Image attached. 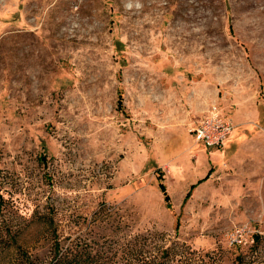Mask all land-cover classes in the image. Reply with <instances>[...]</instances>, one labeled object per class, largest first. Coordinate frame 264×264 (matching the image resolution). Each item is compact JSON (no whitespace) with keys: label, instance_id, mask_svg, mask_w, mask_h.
<instances>
[{"label":"rangeland","instance_id":"374dc122","mask_svg":"<svg viewBox=\"0 0 264 264\" xmlns=\"http://www.w3.org/2000/svg\"><path fill=\"white\" fill-rule=\"evenodd\" d=\"M213 105L237 150L260 132L239 166L190 133ZM0 194L33 257L56 229L66 252L128 264L163 232L264 264V0H0Z\"/></svg>","mask_w":264,"mask_h":264},{"label":"trees","instance_id":"16d2710c","mask_svg":"<svg viewBox=\"0 0 264 264\" xmlns=\"http://www.w3.org/2000/svg\"><path fill=\"white\" fill-rule=\"evenodd\" d=\"M210 174L211 173H208V178ZM158 180L159 186L163 190L166 200L169 202L166 185L162 182L163 176L159 175ZM203 180L204 179L200 180L199 183L203 182ZM194 188H196V184L193 186L192 190ZM187 201L188 200H184V202ZM7 203L5 197L0 194V249H12L16 252L18 258L11 264H83V262H85V264H94V262L97 261L94 255L92 256L91 254L86 257V260H83L81 254L73 248H69L67 252L64 251L62 241L57 235L56 229L54 231L55 241L52 255L46 258L33 257L19 243L17 234L12 229L10 218L9 220L6 219L10 211ZM178 221L180 224L179 216ZM179 228L177 227L175 229L176 233L179 232ZM160 236H162V241H159ZM164 237H166V235L163 232H148L136 236L130 247L131 258L128 264H220L223 260L224 254L218 249L203 252L192 248L187 243H181L177 240H173L168 244L165 242ZM260 239L261 236L255 234L253 246L258 247ZM236 248L239 250L240 247L237 245ZM248 258H250V256L239 251L235 260L237 264H260L252 261V258Z\"/></svg>","mask_w":264,"mask_h":264},{"label":"built area","instance_id":"2783aa9c","mask_svg":"<svg viewBox=\"0 0 264 264\" xmlns=\"http://www.w3.org/2000/svg\"><path fill=\"white\" fill-rule=\"evenodd\" d=\"M235 125L227 116L223 115L217 105H213L207 114L190 129L195 142H203L209 149H221L233 133ZM248 227H239L232 234L233 244L243 243L246 239ZM254 241V236L251 239Z\"/></svg>","mask_w":264,"mask_h":264},{"label":"crops","instance_id":"0c3cea01","mask_svg":"<svg viewBox=\"0 0 264 264\" xmlns=\"http://www.w3.org/2000/svg\"><path fill=\"white\" fill-rule=\"evenodd\" d=\"M259 134H260V132L257 134V136H254L253 138L246 140L239 147V150H237V141L235 140L236 137L234 138V137L230 136L229 139L227 140L226 144L224 145V147H222L221 149H218V150H220L221 151V154H223L225 156H226V153H228V152L231 153L230 154V158L227 161V163L229 164V166H231V167H233V166H239V164H238L237 161H238L240 155L238 153L241 152L240 150L246 149L247 147L249 148L250 152H252L255 149H257L258 147L255 145V140L257 139V137H258ZM250 143L253 144V146H251ZM247 144H248V146H247ZM240 168H244V167L240 166ZM212 171H213V168L211 167L210 170H209V173L212 174Z\"/></svg>","mask_w":264,"mask_h":264}]
</instances>
